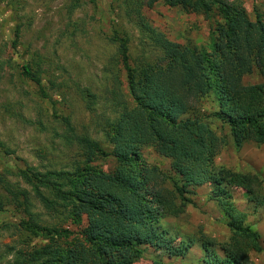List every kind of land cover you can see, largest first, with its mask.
Here are the masks:
<instances>
[{"label":"rangeland","instance_id":"1","mask_svg":"<svg viewBox=\"0 0 264 264\" xmlns=\"http://www.w3.org/2000/svg\"><path fill=\"white\" fill-rule=\"evenodd\" d=\"M147 1L0 0V264H48L70 239L43 237L25 228V223L77 234L81 229L69 219L70 201L58 194L72 189L90 155L96 171L109 174L118 167L112 155V126L122 119L125 108L134 106V99L116 37L126 42L137 82L144 80L147 63H161L166 57L156 33L187 48L185 55L194 47L210 52L215 45L214 32L224 23L217 4L205 2L201 11L190 14L181 2L198 0H160L152 8ZM219 1L243 10L252 22L254 10L264 3ZM26 65L41 80L47 97L24 75ZM262 82L258 72L244 79L245 85ZM193 104L188 117L204 118L226 140L216 166L256 175L264 182V146L246 144L238 149L229 127L216 117L219 108L212 95ZM84 141L94 142L109 156L95 157ZM142 155L168 177L164 184L168 197L160 192L154 197H159L156 208L169 210L157 222L168 249L142 247V258L135 264L156 260L205 264L206 242L213 243L209 251L222 256L220 245L229 242L233 231L230 217L210 200L212 187L181 181L170 160L153 148H143ZM171 180L178 181L180 191ZM231 193L236 209L245 215V227L261 236L262 252H251V259L264 264V203L251 202L242 189L233 188ZM182 245L191 249L175 256Z\"/></svg>","mask_w":264,"mask_h":264},{"label":"trees","instance_id":"2","mask_svg":"<svg viewBox=\"0 0 264 264\" xmlns=\"http://www.w3.org/2000/svg\"><path fill=\"white\" fill-rule=\"evenodd\" d=\"M159 1L148 0L146 6L152 8ZM205 2L217 4L224 19L214 32L215 45L211 51L194 47L185 55L187 48L156 33V42L166 57L161 63L145 65L143 81L137 82L129 65L126 42L116 37L129 94L134 99V106L125 108L122 119L112 126V155L119 164L113 173L96 171L90 166L95 160L90 155L72 189L58 194L70 201L69 219L81 229L77 234L47 231L25 223V228L43 237L70 239L48 264H135L142 258V247L168 249V239L157 223L167 208L161 212L154 206L159 200L154 198L156 194H167L166 198L169 195L164 188L168 177L147 163L143 148H153L170 160L173 172L188 185H210V200L230 217L232 238L220 245L222 256L209 251L213 243L206 242L205 264H254L251 252H262L261 236L245 227V215L236 209L231 189L246 191L250 201L261 206L264 182L256 175L216 166L215 159L226 146V140L204 118L188 115L193 102L199 103L212 95L219 108L216 117L229 127L238 149L246 144L264 146V3L254 10V22L243 10H235L219 0L182 1L181 5L191 14L201 11ZM136 12L142 18L141 9ZM23 72L47 97L41 80L29 65L23 67ZM255 72L262 76L263 82L245 85L244 79ZM63 121L70 127L68 118ZM84 143L95 151V157L109 156L94 142ZM171 181L180 191L178 181ZM167 201H171L173 208V201L169 198ZM190 249L189 245H182L175 256H184ZM153 264L163 263L156 260Z\"/></svg>","mask_w":264,"mask_h":264}]
</instances>
